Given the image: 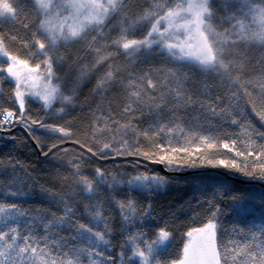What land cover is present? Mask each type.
Listing matches in <instances>:
<instances>
[{"label": "snow or ice", "instance_id": "snow-or-ice-1", "mask_svg": "<svg viewBox=\"0 0 264 264\" xmlns=\"http://www.w3.org/2000/svg\"><path fill=\"white\" fill-rule=\"evenodd\" d=\"M24 2L0 0V23L10 21L24 32L23 37L18 34L6 37L0 33V57L3 58L0 85L4 79L14 83V99L19 106L18 112L0 106V128L14 126L16 122H22L25 127L39 123L47 132L59 134L60 143L51 144L43 155L52 153L53 159L68 166V175L59 172L57 175L65 183L70 181L73 191L61 194L41 186V192L50 202L60 207L59 214L38 209L35 215H30L15 203H0V264H115L113 256L106 255L112 247V228L103 205L98 201L84 204L88 223H81L75 206L78 195L75 190L79 189L85 199L93 201L101 188L127 184L130 188L151 193L164 188L169 180L159 173L147 171L118 180L115 174L101 168H96L90 178L83 170L88 156L100 159L137 157L172 171L182 164L196 167L199 160L201 165L224 168L264 182V131L235 118L233 109L240 107L238 103L230 102L224 106L219 104L220 97L211 104L198 97L194 99L185 86L187 74L174 69H147L137 74L134 69L111 63L121 53L129 61H135L141 56H151L159 49L174 61L195 66L226 84L231 93L230 100L243 97L245 105H250L264 122V73L255 80L245 76L251 62L248 49H264V0H150L149 7L139 10H135L136 0H28L37 17L34 30L28 16L23 14L21 5ZM113 17L119 20V36L110 45L98 44V39H107L104 29ZM144 27L147 28L145 35L134 38L137 29ZM9 39L27 50L29 58L13 54L6 42ZM79 42H86L94 59L90 65L79 68L65 94L54 65L59 67L66 63L61 48ZM112 48L115 51H111ZM35 56L40 59L33 64L31 58ZM42 66L43 72L40 71ZM101 66L105 70L96 80L93 91L102 92L120 83L126 94L123 112L132 119L126 123L114 119L111 123L108 119L103 123L94 121L84 133L87 139L82 141L64 126L38 122L26 116V97L42 101L45 108H52L57 100L61 105H72L81 83ZM123 72H128L126 80L121 79ZM202 83L201 95L207 96L214 85L208 80ZM195 105L212 117L238 125L240 133L229 134L223 129L218 134L206 132L198 116L179 115L182 109ZM145 111L152 117L147 126L134 123L135 113L143 115ZM58 112L64 113L65 107H60ZM106 135L107 140L104 139ZM67 141L77 145L79 151L60 146ZM18 163L10 161L9 166L15 168ZM139 164L138 160L133 166ZM12 183L28 187L25 179L15 172ZM23 188L9 191V194L27 195ZM216 193L232 201L237 215L245 210L242 206L250 207L253 200L247 194H234L226 182L220 183ZM114 203L120 209L125 225L150 216V205L149 211L138 216L134 200H116ZM211 206L214 209L211 217L202 227L186 233L188 242L184 245L183 256L171 264H264V224L253 225L247 232L244 228L233 229L238 235L246 236L244 241H218L221 210L219 205ZM224 231L226 234L227 230ZM122 232L125 239L119 252L121 264L133 261L162 264L159 257L169 246L171 231L159 228L151 240L142 231L128 233L124 228Z\"/></svg>", "mask_w": 264, "mask_h": 264}, {"label": "trees", "instance_id": "trees-1", "mask_svg": "<svg viewBox=\"0 0 264 264\" xmlns=\"http://www.w3.org/2000/svg\"><path fill=\"white\" fill-rule=\"evenodd\" d=\"M150 0H136L135 10L149 7ZM24 8V13L28 16L34 30L37 17L32 9L31 3L28 0L21 5ZM119 20L115 17L106 24L104 35L106 40H97L98 44H111L112 40L119 36ZM147 31V28H138L134 34V38H142ZM0 33L6 37L9 34H18L24 36V32L18 26H14L12 22L0 23ZM92 35H96L93 33ZM91 37H89L90 41ZM9 50L13 54L19 55L21 58H29L27 50L15 41L7 40ZM115 51L114 48L110 49ZM61 53L66 57V63L57 67L54 65V70L61 78L62 90L68 94L72 82L78 75L79 68L84 65H90L94 56L88 51L86 42H79L69 45L66 48L60 49ZM250 63L247 65L245 76L248 79H257L261 73H264V49L259 47H250L248 49ZM40 59L39 56L31 58L34 64ZM118 67H128L134 69L137 74H141L147 69H174L179 73L187 74L186 88L194 99L199 98L206 104L216 102V97H220L219 104L227 106L230 102L235 105L239 104V108L233 109V115L242 123H250L259 131H264V122H262L251 109L250 105H245L243 97L238 100H230L231 93L228 91L226 84H222L219 80L214 79L209 74L202 73L195 66H188L185 62L174 61L167 53H161L156 49L151 56H141L135 61H129L122 53L116 59L111 61ZM185 64V68L181 69V65ZM104 67L101 66L96 72L87 77L77 89L76 97L72 105H61L57 100L52 108H45L43 102L36 98L26 97L24 112L26 116L38 122L43 121L47 124L60 125L71 130L75 137L84 141L87 137L84 133L89 129L94 121L103 123L104 119L117 120L121 123H126L132 117L123 112L126 103V94L120 83H117L102 92H94L96 80L104 72ZM43 71V66L41 67ZM128 72H123L121 79L126 80ZM155 78V77H154ZM208 80L214 85L207 96L201 95L203 91V81ZM55 82V81H54ZM3 92L0 93V106L9 110L19 111L18 102L14 99L13 88L14 83L8 79L3 80ZM251 90V89H250ZM65 107L64 113H59L60 107ZM55 110V111H54ZM242 112V115L237 113ZM180 116L190 117L198 116L199 122L204 125L205 131H213L218 134L220 129L229 134H239L240 128L238 125H231L229 122L220 117H212L210 114L202 111L199 105L191 108L182 109ZM152 119L151 115L145 111L143 115L140 112L135 113L134 123L141 126H147V123ZM16 126H24L22 122L14 123V126L0 128V203H15L29 212L30 215H35L38 209H43L59 214L60 207L50 202L46 194L41 192V186L51 189L52 191L61 194L73 191L71 182H63L58 178L57 173L68 175L70 170L66 164L53 159V154L42 158L32 141L21 129H15L11 133L4 130H11ZM31 135L32 140L40 148L42 154L48 150V147L53 143H60L57 139L59 134L47 132L41 128L40 124L30 125L25 127ZM109 137H104L107 140ZM261 142V141H258ZM70 151H79V148L72 145L63 146ZM54 150L53 152H55ZM230 155V154H229ZM114 156H109L107 159ZM124 157L118 160H101L88 156L83 163L84 174L92 178L94 170L101 168L107 173L115 174L118 180H126L138 172L159 173L166 176L169 183L162 189L154 192H146L139 189L130 188L127 184L115 185L112 188H101L99 195L93 200L85 199L83 194L79 193V189L75 191L76 208L78 209V219L81 223H88V218L84 209V204L100 202L103 205L105 215L112 228V247L106 251V255H112L115 264H121L119 260L120 246L124 243L125 233L122 229L126 228L128 233L142 231L146 233V238L151 240L159 228H167L172 232V237L166 251L160 255L162 264H171L172 261H179L183 256L184 245L188 242L186 233L192 228L202 227L211 217L214 210L211 205H219L221 214L218 219V241L227 242L229 239L244 241L246 236L238 235L233 229L244 228L245 232L253 225L264 224V182L251 180L243 177L239 173L226 170L224 168H213L207 165H201L197 160L198 166L190 167L187 164L178 166L177 170L168 172L153 168L148 162L137 157ZM66 157L65 159H69ZM140 161L138 167H134L137 161ZM16 164L15 168L9 166V162ZM22 166V167H21ZM164 166V165H163ZM165 167V166H164ZM23 177L28 184L27 188L23 185L12 183V174ZM27 172V176L25 173ZM221 182H226L231 186L232 192L237 195H250L253 197L250 207L242 206L245 210L237 215L233 211L232 201L220 197L216 193V188ZM7 185V188L5 187ZM17 188H23L27 195L11 196L9 191H15ZM223 191V189H221ZM132 199L137 204L138 216L149 211L150 216H144L137 219L134 223L125 225L122 221L120 209L115 205L114 201H124ZM211 202V204H210ZM227 230L226 234L225 231ZM67 235V233H63ZM128 264H138V261L128 262Z\"/></svg>", "mask_w": 264, "mask_h": 264}, {"label": "water", "instance_id": "water-1", "mask_svg": "<svg viewBox=\"0 0 264 264\" xmlns=\"http://www.w3.org/2000/svg\"><path fill=\"white\" fill-rule=\"evenodd\" d=\"M15 129H21V130L27 135V137L32 141V143H33V145L35 146V148L37 149V151H38L40 157H42V158L46 157V156H44V155L42 154L40 148H39V147L35 144V142L32 140L31 135L28 133V131L25 129V127H23V126H16L15 128H13V129H11V130H4V132L11 133V132H13ZM67 145H72V146L78 148V146H77V145H74L71 141H67V142H65V143H63V144H60L61 147H63V146H67ZM54 150H55V149H54ZM54 150H53V151H54ZM49 154H51V153H49ZM109 159H111V160H118V159H124V157H115V156H114V157H110ZM109 159H101V160H104V161H105V160H109ZM139 159H142V158H139ZM149 164H150L153 168H155V169H158V170H161V171L168 172V170H166L165 167H164L163 165H161V164H152V163H149Z\"/></svg>", "mask_w": 264, "mask_h": 264}, {"label": "rangeland", "instance_id": "rangeland-1", "mask_svg": "<svg viewBox=\"0 0 264 264\" xmlns=\"http://www.w3.org/2000/svg\"><path fill=\"white\" fill-rule=\"evenodd\" d=\"M3 61V58L2 57H0V62H2ZM185 66V64L184 65H181V69L183 70V67ZM185 68V67H184ZM186 69V68H185ZM40 71H41V69H40ZM165 71H167V69H165ZM41 72H43V71H41ZM25 103H26V100H25ZM25 109V108H24Z\"/></svg>", "mask_w": 264, "mask_h": 264}]
</instances>
